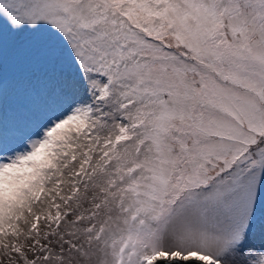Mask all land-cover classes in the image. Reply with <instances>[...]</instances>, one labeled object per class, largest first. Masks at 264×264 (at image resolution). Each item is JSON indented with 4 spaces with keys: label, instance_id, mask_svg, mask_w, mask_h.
<instances>
[{
    "label": "snow or ice",
    "instance_id": "snow-or-ice-1",
    "mask_svg": "<svg viewBox=\"0 0 264 264\" xmlns=\"http://www.w3.org/2000/svg\"><path fill=\"white\" fill-rule=\"evenodd\" d=\"M0 264H264V0H0Z\"/></svg>",
    "mask_w": 264,
    "mask_h": 264
}]
</instances>
